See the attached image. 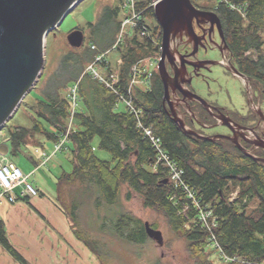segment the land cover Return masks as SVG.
<instances>
[{
	"label": "trees",
	"instance_id": "obj_1",
	"mask_svg": "<svg viewBox=\"0 0 264 264\" xmlns=\"http://www.w3.org/2000/svg\"><path fill=\"white\" fill-rule=\"evenodd\" d=\"M192 1L196 6L200 5L196 0ZM216 1L203 0L201 5L219 13L235 62L240 72L250 79L253 92L262 102L264 0H231L233 5L245 9V16ZM151 3V0L138 2V9L143 11L144 17L141 25L131 30L115 49L121 31L119 15L122 8H105L101 20L97 24H90L89 46L84 50L70 46L69 51L60 57L56 71L45 78L40 95L34 99V104L31 103L33 126H20L9 131L8 154L17 155L23 146L30 144L43 147L42 142L36 140L37 137L56 143L67 133L71 118L68 89L79 82L80 107L74 116L67 146L72 152V170L63 171L57 177L58 202L69 219L80 223V212L87 204H93L97 211L106 209L107 214L112 215L107 216L112 218L111 227L106 219L103 230L111 231L125 243L145 245L150 240L146 233V222L124 209L126 188L127 201L132 199L135 192L142 196L146 209L165 217L170 231L186 242L190 260L196 264H216L211 260L213 253L207 252L209 234L200 225L196 212L190 210L182 214L183 205L179 202L181 191L169 181L165 183L168 179L163 169L152 171L156 152L139 129L137 117L128 109L118 111L117 94L85 73L99 55L115 52L116 62L122 60L120 66H116L111 57L105 58L100 65L108 76L118 73L117 89L127 95L134 67L149 69L146 60L158 59L161 54V26L157 23L152 30L146 24L147 20L156 19L154 7L149 8ZM142 26L148 29L146 34H143ZM92 45L96 46L95 50ZM150 72V89L144 91L137 87L133 93L134 104L141 110L144 124L153 127L166 152L183 169L184 179L195 189L197 197L204 205H210L219 216L216 233L224 252L230 257L247 260L249 264H264V163L247 156L229 140L208 141L184 134L164 110V87L159 71L155 69ZM146 77L148 75H140V79ZM191 112L202 124L211 125L214 122L199 103L192 102ZM186 115L188 126L196 130L187 119L191 116ZM196 132L204 135L201 130ZM96 138L99 139V148L110 153L112 162L103 161L96 155L93 146ZM242 145L248 150L253 149L243 142ZM254 150V156L264 158L260 149ZM237 190L238 198L231 202L230 198ZM252 205L255 207L252 208ZM150 225L160 230L158 223ZM74 234L93 252L99 264H112L105 263L100 253L99 245L108 250L105 242L94 240V237L91 240L87 237L89 231L78 228H74ZM0 243L17 260L26 264L11 246L1 219Z\"/></svg>",
	"mask_w": 264,
	"mask_h": 264
},
{
	"label": "rangeland",
	"instance_id": "obj_2",
	"mask_svg": "<svg viewBox=\"0 0 264 264\" xmlns=\"http://www.w3.org/2000/svg\"><path fill=\"white\" fill-rule=\"evenodd\" d=\"M138 1L148 2L149 0ZM196 1L201 5L203 0ZM123 2L124 0H82L74 8V10L68 14L63 23L50 32L46 41V63L42 75V77L44 76V79H42V82L39 81L37 83L32 94H30V92V95L28 94L25 97L17 112L10 119V121L5 124L6 127L4 126L2 129H0V136L3 139H7V144L10 140V130H14L16 127L20 126H33V113L30 110V107L35 103H32L34 99L40 95L45 78L56 71L59 65L60 57L69 51L71 45L68 41V37L70 33L77 29L82 30L85 34V42L83 47L80 49H86L91 42L90 24H97L101 20L102 13L106 7L111 6L112 8H122ZM216 2L219 3V0ZM127 15L128 13L122 9L119 15V19L122 21V23L126 19ZM157 23L158 22L156 19L154 21L151 19L146 21V24L151 26L152 30L155 28ZM127 28L125 37L131 31V26ZM110 57L113 63H115L116 53H108L106 58ZM145 63L150 71H154L155 69L158 70L157 58L146 60ZM97 69L104 73V70L100 64L97 66ZM191 88L196 94L206 100L209 104L217 106L218 108H223L231 114L238 113L239 115H244L249 113L250 109H254L251 94H249L248 88L241 78L233 76L227 71L225 72L221 67L214 68L213 72L210 73L207 78L195 77L193 79ZM259 100L260 99L257 95L258 108L261 105ZM126 110V104L120 102L118 105V111L121 112ZM195 129L201 130L205 136L228 134V130L225 127L202 128L201 126H195ZM36 140H41L43 142V147L35 148L33 146H23L19 154L7 155L23 172H26L25 169L27 168H29L30 171L35 170L30 174L29 181L37 189L42 190L46 195H49L53 199H57V177L63 171L70 172L72 170V166L70 164V156H72V152L69 149L61 151L52 157L47 166L36 170V166L40 165L42 162V155L40 152L45 150V152L52 154L55 150V143L53 141L41 136L37 137ZM93 146L95 148L96 155L101 160L109 162L113 161L110 153L99 148L98 138L93 141ZM38 155H41V157H38ZM33 160L35 162H33ZM56 163L59 165L57 169L54 165ZM126 192L127 189L125 188L123 198L124 209L127 212H131L137 217L143 219L145 222L158 223L159 229L164 235L165 244L163 247H159L157 243L151 239L145 245L141 246L128 244L122 241L119 237L114 236L111 231L103 230V224L106 219H108V224L111 227L112 218H107V216L112 215H108L106 209L101 210L100 212L97 211L96 207L90 203L87 204L86 208L82 212H80V223H78V221L75 223L69 219L72 224L73 231L74 228H78L86 232L89 231L90 234H88L87 237H89L91 240L94 237V240L101 241L102 243L105 242L108 250H105L103 245H99L101 248L100 253L104 257L103 261L105 263L156 264L160 262L161 264H196L189 258L186 242L183 239H179L170 231L165 217L156 211L146 209L143 205L142 196L135 192L133 193L132 199L127 201L125 199ZM16 193L21 195V189H17ZM208 250L207 252L213 253L211 260H213L216 264H227L220 259L218 253L211 250V248Z\"/></svg>",
	"mask_w": 264,
	"mask_h": 264
},
{
	"label": "water",
	"instance_id": "obj_3",
	"mask_svg": "<svg viewBox=\"0 0 264 264\" xmlns=\"http://www.w3.org/2000/svg\"><path fill=\"white\" fill-rule=\"evenodd\" d=\"M82 0H0V129L10 121L19 109L25 97L41 79L46 63V41L51 31L60 26L68 14ZM157 22L162 28L161 54L158 60V71L164 87L163 106L169 116L178 124L184 134L201 140L217 141L228 139L247 156L263 162L264 158L256 157L246 149L240 140L226 135L205 136L192 130L186 124L183 115L179 113L180 106L185 105L194 121L196 115L191 112L190 101L200 103L210 114L219 109L190 89L193 78L189 77L187 65L194 63L181 61L185 56L179 53V47L190 44L197 38L194 21L206 18L211 21L213 29L217 24L218 30L225 43L222 23L217 14L203 11L196 7L192 0H151ZM186 38V41L184 39ZM68 41L73 48H82L85 34L82 30L70 33ZM214 63L212 61H203ZM168 66L173 69L172 76ZM196 67V66H195ZM231 71L239 76L251 94L254 110L264 117V101L257 106V94L250 86V79L242 74L235 66ZM181 93L182 98L178 96ZM256 101V103L254 102ZM231 130L232 119L218 117ZM253 148L264 149V140H245ZM8 154V153H6ZM169 180H165L168 183ZM148 237L159 247L165 244L161 230L154 229L149 222L145 223Z\"/></svg>",
	"mask_w": 264,
	"mask_h": 264
},
{
	"label": "built area",
	"instance_id": "obj_4",
	"mask_svg": "<svg viewBox=\"0 0 264 264\" xmlns=\"http://www.w3.org/2000/svg\"><path fill=\"white\" fill-rule=\"evenodd\" d=\"M230 6L232 9L237 10L243 16L246 15L245 9L243 7H237L232 4L231 0H219ZM138 0H124L122 4V9L125 10L128 15L122 23V29L120 37L117 41L114 49L123 42L126 35V28L131 26V30L139 28L143 20V11L138 9ZM154 7V4L149 6ZM143 34L148 32L145 26H142ZM92 49L95 50L96 46L92 45ZM108 53L101 54L96 58V61L90 64L85 73H89L93 78L98 79L100 82L106 85L117 94L118 102H123L126 104L129 112L133 113L138 119V127L142 130L143 135L149 139L155 152L156 159L152 164V171L158 172L159 169H163V173L167 176V179L171 185L180 190L182 195L179 198V202L182 203L183 209L182 214H187L190 210L196 212V216L202 228H204L209 234V248L219 254L220 259L223 262H236L242 264H249L247 260L238 257L228 256L221 247L219 242L216 229L219 225V216L215 213V210L210 205H204L202 201L197 197L196 191L192 188L184 179V171L179 167V165L172 160L170 155L166 152L162 140L155 134L153 127L147 126L142 120V112L139 110L133 101V93L135 88L141 87L144 91L150 89V83L152 74L149 69L141 70L140 67L135 66L133 69V78L127 89V95L122 94L118 89L119 75L114 73L112 75H107L100 72L97 66L103 62ZM159 58L157 59V61ZM122 60L118 59L116 66H120ZM141 70V71H140ZM148 75L145 79H140V75ZM68 97L71 105V118L69 129L66 134L61 136L60 140L55 143V150L52 154L42 151V162L38 168L47 166L53 156L57 153L67 149L69 144V134L73 127V119L80 107L79 100V82L75 83L68 89ZM1 131V130H0ZM40 155V157H41ZM30 175L25 174L7 154H0V203L3 200H8L10 203H17L19 201L32 199L40 196L41 192L37 189L30 181ZM17 189H21V195L16 193ZM239 190L234 192L230 198L233 202L238 198Z\"/></svg>",
	"mask_w": 264,
	"mask_h": 264
},
{
	"label": "crops",
	"instance_id": "obj_5",
	"mask_svg": "<svg viewBox=\"0 0 264 264\" xmlns=\"http://www.w3.org/2000/svg\"><path fill=\"white\" fill-rule=\"evenodd\" d=\"M0 143V154L8 153L7 139L0 136ZM54 165L56 169L59 167L57 163ZM38 166L36 170L40 169ZM25 170L27 175L35 171ZM39 191L40 196L32 199L17 203L3 200L0 203V219L5 224L11 246L26 264H99L97 257L74 234L58 198L53 199ZM0 264L23 263L0 243Z\"/></svg>",
	"mask_w": 264,
	"mask_h": 264
},
{
	"label": "flooded vegetation",
	"instance_id": "obj_6",
	"mask_svg": "<svg viewBox=\"0 0 264 264\" xmlns=\"http://www.w3.org/2000/svg\"><path fill=\"white\" fill-rule=\"evenodd\" d=\"M196 7L200 10H203V11L213 12V13L217 14L218 17L220 18L219 13L215 9L207 8V7L202 6V5H198ZM220 20H221V18H220ZM221 23H222V20H221ZM211 25H212L211 21L209 19H206V18L200 19V23L198 20H195L194 21V29H195L197 38L193 39V41L190 44H183V45H180V47H179V53L181 55L185 56L181 61L191 62V63H194L196 66L195 67V66L189 65V64L187 65L189 77H192L193 79L195 77L207 78V76L210 73H212L214 68H216V67H221L225 72L227 71L228 73L232 74L233 76H237L230 70L231 69L230 67H232V66H235L238 70H239V67H238V64L235 62L233 52L227 43L225 32L223 29V23H222V29H223L225 43L222 40V37L220 35V31L218 30L217 24L216 23L214 24L213 29H212ZM184 41H186V38L184 39ZM213 54H216V55H213ZM217 55H219V56H217ZM206 60L215 62L216 64H214V63H208L207 64V63L203 62ZM168 70H169L170 74L173 76L174 75L173 69L170 66H168ZM237 77H239V76H237ZM190 89L192 90L191 85H190ZM178 96L180 98H182L181 93H178ZM189 103L191 106L192 101H190ZM193 103H198V102H193ZM215 107H217V106H215ZM218 109H219V111H213L214 115L210 114L205 109L214 121L211 125L202 124L198 120L197 117L196 118L198 121H194L193 116L191 115L190 112L187 111V108L185 105L180 106L179 113L181 115H183L185 122L187 121L186 120V116H187L186 114L190 115L191 118L188 117L187 119L189 120V123L194 128H195V126H201L202 128L225 127L228 130V134H225L226 136L233 137L235 134V138L237 140H240L241 143L243 142V144H245V145H250L245 140H264V117L258 113V110L250 109L249 113L244 114V115H241V114L239 115L238 113L231 114L230 112H227L226 110H224L223 108H220V107ZM164 110H165V108H164ZM165 112L169 116V114L166 110H165ZM263 114H264V112H263ZM218 117H222V118L226 119V121H228L227 118H230V119H232L233 123L241 126L242 128H238L235 125H232L233 130H231L226 125H218V124H222V122H223V121L218 120ZM186 124H187V122H186ZM192 130H194V129H192ZM194 131H197V129ZM217 135H220V134H217ZM221 140H228V139H221ZM254 149L259 150L260 148H253L250 151H255ZM259 151L264 153V149H260Z\"/></svg>",
	"mask_w": 264,
	"mask_h": 264
},
{
	"label": "bare ground",
	"instance_id": "obj_7",
	"mask_svg": "<svg viewBox=\"0 0 264 264\" xmlns=\"http://www.w3.org/2000/svg\"><path fill=\"white\" fill-rule=\"evenodd\" d=\"M129 27V26H128ZM127 29H129V28H127ZM127 32V31H126Z\"/></svg>",
	"mask_w": 264,
	"mask_h": 264
}]
</instances>
